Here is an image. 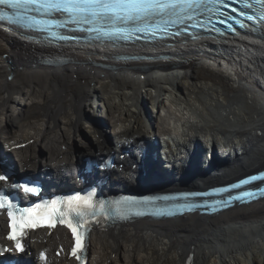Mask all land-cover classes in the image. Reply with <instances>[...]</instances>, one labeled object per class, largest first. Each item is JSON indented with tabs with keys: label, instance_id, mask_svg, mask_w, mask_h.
Segmentation results:
<instances>
[{
	"label": "bare ground",
	"instance_id": "1",
	"mask_svg": "<svg viewBox=\"0 0 264 264\" xmlns=\"http://www.w3.org/2000/svg\"><path fill=\"white\" fill-rule=\"evenodd\" d=\"M27 33L0 24V137L26 142L13 151L22 169L58 172L142 135L167 139L179 177L137 179L124 164L121 184L165 192L167 184L200 186L264 164V34L114 47ZM197 139L217 145L221 166L192 167L188 146ZM68 239L58 229L30 244L51 252L48 264H75L53 252ZM90 244L91 264H264V198L212 215L138 218L94 232Z\"/></svg>",
	"mask_w": 264,
	"mask_h": 264
},
{
	"label": "snow or ice",
	"instance_id": "2",
	"mask_svg": "<svg viewBox=\"0 0 264 264\" xmlns=\"http://www.w3.org/2000/svg\"><path fill=\"white\" fill-rule=\"evenodd\" d=\"M236 2V0H233ZM242 8L239 10L240 15L246 17L253 23L259 22L264 25V0H239ZM218 3H225V0H0V21L6 20L10 24L19 26H31L51 24L63 26L61 21L57 20H40L36 17L27 15L29 10H43L47 15L54 13H63L68 17V21L80 24H89L93 27L92 31H105V34L111 36L113 33H124L127 29L118 27L119 24H134L135 31H148L150 26L148 21L156 16H170L176 19L173 22H182L185 15L190 16L196 9L214 10ZM211 6V8H209ZM243 8L253 9L257 15L253 16L243 11ZM5 9L9 11H5ZM237 11V9H233ZM235 19V17H231ZM107 21L113 25L112 28L104 30L97 25ZM240 27H245L242 20H236ZM232 28V25H228ZM235 31L234 28H232ZM7 174H0V181L8 180ZM264 181V172L259 176H250L241 180V185H247L251 181ZM13 187L22 189L25 193L36 194L39 189L35 185L27 183H14ZM237 187V185H233ZM260 195L264 196V189L260 190ZM245 197L253 198L254 192H245ZM89 197H82L80 194L67 197H56L51 201H44L43 204H36L32 207L21 208L11 197L4 192H0V210H6L9 218V233L7 238L15 241L16 248L23 251L21 244V233L27 228L38 226L44 221L51 222L57 217L61 223L67 224L71 228L76 240V246L72 249V254L76 256L77 249L81 246L82 234L77 232V226L73 225L72 217L77 221L84 220L86 215L96 216L104 214L118 216L126 219L133 206L131 198H122L120 201H112V207L105 209V202L93 201ZM145 201H151L158 198H144ZM99 209V211H97ZM91 210V211H87ZM137 215L141 213L137 212ZM86 222V221H85ZM41 259H45L41 253ZM77 259H80L77 256Z\"/></svg>",
	"mask_w": 264,
	"mask_h": 264
},
{
	"label": "rangeland",
	"instance_id": "3",
	"mask_svg": "<svg viewBox=\"0 0 264 264\" xmlns=\"http://www.w3.org/2000/svg\"><path fill=\"white\" fill-rule=\"evenodd\" d=\"M151 107H150V105H148L147 106V109H145V111L146 112H151L153 115H156L157 113H155L153 110H151ZM116 115H120V113L119 112H116L115 113ZM84 119H85V121H86V119H87V117H84ZM89 120H91V118L89 119ZM94 121L95 122H100L101 123V119H94ZM85 131L87 132V136H85V135H83L84 137H83V139H86V138H88V137H90V135L91 134H89V132L85 129ZM102 134H103V129H101V130H99ZM105 131V130H104ZM112 138H115V136H112ZM89 141H90V139H89ZM110 139L109 140H107L106 142L107 143H110ZM77 143H78V141H77ZM77 145V144H76ZM96 147V146H95ZM95 147H93V151H94V149H95ZM92 148V147H91ZM77 152V151H76ZM79 153H77V155H78Z\"/></svg>",
	"mask_w": 264,
	"mask_h": 264
}]
</instances>
